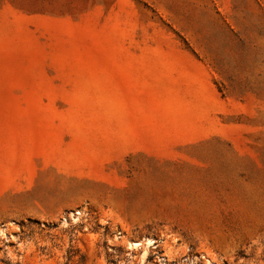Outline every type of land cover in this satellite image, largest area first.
Instances as JSON below:
<instances>
[{
  "label": "rangeland",
  "instance_id": "obj_1",
  "mask_svg": "<svg viewBox=\"0 0 264 264\" xmlns=\"http://www.w3.org/2000/svg\"><path fill=\"white\" fill-rule=\"evenodd\" d=\"M0 264H264V0H0Z\"/></svg>",
  "mask_w": 264,
  "mask_h": 264
}]
</instances>
